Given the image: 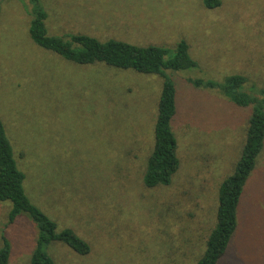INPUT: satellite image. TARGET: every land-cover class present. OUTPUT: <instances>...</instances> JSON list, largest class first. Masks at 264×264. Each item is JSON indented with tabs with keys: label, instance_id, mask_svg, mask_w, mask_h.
Wrapping results in <instances>:
<instances>
[{
	"label": "rangeland",
	"instance_id": "1",
	"mask_svg": "<svg viewBox=\"0 0 264 264\" xmlns=\"http://www.w3.org/2000/svg\"><path fill=\"white\" fill-rule=\"evenodd\" d=\"M0 0V121L32 205L90 246L62 243L54 264H194L212 229L219 184L240 156L251 109L189 81L246 77L264 89V0ZM49 36L83 35L174 54L188 45L195 68L174 82L180 170L168 187L142 186L163 80L104 64L82 66L36 46L35 8ZM0 203V247L9 264H29L37 228L26 214L9 221ZM219 264H264V151L242 200L239 227Z\"/></svg>",
	"mask_w": 264,
	"mask_h": 264
},
{
	"label": "trees",
	"instance_id": "2",
	"mask_svg": "<svg viewBox=\"0 0 264 264\" xmlns=\"http://www.w3.org/2000/svg\"><path fill=\"white\" fill-rule=\"evenodd\" d=\"M201 1L207 9L221 5L220 0ZM46 18L43 10L35 8L29 25L30 39L41 49L77 65L104 64L117 70L162 78L163 86L152 132L151 149L146 158L141 183L148 190L170 186L180 170L181 162L178 141L172 127L178 113L176 89L173 80L165 72L185 71L197 66L189 56L186 42H179L174 54L169 56L167 49L158 46L137 47L115 40L100 42L83 35L52 37L48 35L45 27ZM189 82L197 89L218 92L238 108L251 109L239 159L232 174L219 184L213 226L202 254L194 262L219 264L239 227V213L245 189L264 151V89L258 91V97L247 93L244 88L247 79L242 75L229 76L222 84L201 80ZM24 179V174L17 168L12 147L0 121V203H11L10 222L23 213L29 216L37 228L35 247L29 264H54L47 248L57 242L79 256L90 254V246L84 240L70 229L58 231L56 223L30 203L23 189ZM1 241L0 264H9L10 243L5 237Z\"/></svg>",
	"mask_w": 264,
	"mask_h": 264
}]
</instances>
